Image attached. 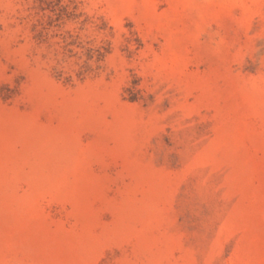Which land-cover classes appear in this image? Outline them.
Masks as SVG:
<instances>
[{"label":"rangeland","instance_id":"obj_1","mask_svg":"<svg viewBox=\"0 0 264 264\" xmlns=\"http://www.w3.org/2000/svg\"><path fill=\"white\" fill-rule=\"evenodd\" d=\"M0 264H264V0H0Z\"/></svg>","mask_w":264,"mask_h":264}]
</instances>
